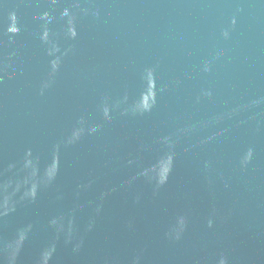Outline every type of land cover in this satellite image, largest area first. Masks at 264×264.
<instances>
[{
  "label": "water",
  "instance_id": "95a60500",
  "mask_svg": "<svg viewBox=\"0 0 264 264\" xmlns=\"http://www.w3.org/2000/svg\"><path fill=\"white\" fill-rule=\"evenodd\" d=\"M0 264H264V0H0Z\"/></svg>",
  "mask_w": 264,
  "mask_h": 264
}]
</instances>
